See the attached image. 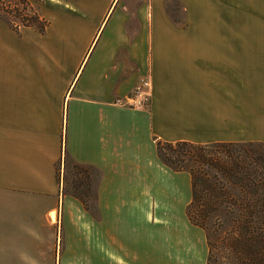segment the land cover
Wrapping results in <instances>:
<instances>
[{
  "label": "crops",
  "instance_id": "crops-1",
  "mask_svg": "<svg viewBox=\"0 0 264 264\" xmlns=\"http://www.w3.org/2000/svg\"><path fill=\"white\" fill-rule=\"evenodd\" d=\"M27 1L43 32L0 17V264H208L158 144L264 143V0Z\"/></svg>",
  "mask_w": 264,
  "mask_h": 264
},
{
  "label": "trees",
  "instance_id": "trees-1",
  "mask_svg": "<svg viewBox=\"0 0 264 264\" xmlns=\"http://www.w3.org/2000/svg\"><path fill=\"white\" fill-rule=\"evenodd\" d=\"M23 3L29 6L27 0H23ZM4 20L14 29L22 26H36L43 32L46 27V22L43 21L44 24H42V20L37 13L26 17L25 21L18 26H13L7 19ZM167 144L172 145L173 143ZM175 144L193 147L194 151L188 153V159H185V156L180 158L177 155L172 160L163 155L159 143L158 156L164 164L174 171H187L190 173L193 185V198L188 207V215L191 222L205 229L204 223L193 219L192 210L196 208L200 210L199 215L202 213L205 219L210 212L218 211L222 204L228 203V201L232 204V196H236L237 200L246 202L245 207L248 211L239 221H234L236 226L230 229L229 244L233 251L232 254L238 260L245 258L253 263L260 264L264 262V155L259 156L257 149H255L256 146H264V143L210 144L217 147L215 150H210L209 145L188 142ZM241 150L244 152H241ZM178 160L179 162L187 163V167L176 165ZM188 163L190 164L189 166ZM228 184L237 185L243 191V196L232 195L228 189ZM199 188H202L204 195L199 194ZM210 260L211 250L208 264H211Z\"/></svg>",
  "mask_w": 264,
  "mask_h": 264
},
{
  "label": "rangeland",
  "instance_id": "rangeland-1",
  "mask_svg": "<svg viewBox=\"0 0 264 264\" xmlns=\"http://www.w3.org/2000/svg\"><path fill=\"white\" fill-rule=\"evenodd\" d=\"M34 13H36L35 10H33L32 7L26 6L25 3H23V0H0V17L9 20L13 26L21 25L25 21L24 19L26 17L33 16ZM41 22L44 24L43 20ZM160 146L163 155L172 160H174L177 155L180 158L185 156V159H188V153L194 151L193 147L178 146L177 144L169 145L167 143H160ZM208 147L210 150H215L217 148L215 145H209ZM255 149H257L259 156L264 155V146H256ZM241 152L244 151L241 150ZM176 165L186 166L187 163H182L178 160ZM189 165L190 164L188 163V166ZM58 168L60 177L63 176L66 178L67 176L69 178L70 185L72 186V190L75 194L79 195L85 201L89 200L91 191H87L85 187L82 188L85 181L80 182V180L83 179V177H85L91 170L86 167L73 164L70 160H66L63 164L59 165ZM228 189L232 195H238L240 197L243 196V191H241L237 185L228 184ZM199 194L204 195L202 188H199ZM231 202L233 203L231 204L230 201H228V203L222 204L218 211L210 212L205 219L203 218L204 215L202 213L199 215L200 210L197 208L192 210L193 219L204 223L211 250V264H234L238 262L243 264H258L253 263L250 260H246L245 258L238 260L235 258V255L232 254L233 251L231 250V246L229 244L230 229L236 226V222L239 221L240 218H243L242 216L247 214L248 210L245 207L246 202H241L239 199L237 200L236 196H232ZM241 213L243 214L241 215ZM234 221L236 222L234 223ZM4 250L9 251V247ZM10 251L11 264H27V262H25L26 258L25 261H22V257L24 255H22L20 249L13 248L10 249ZM32 252L33 251H31L30 256H33ZM30 259H32V257H30L28 261H30ZM260 264H264V262Z\"/></svg>",
  "mask_w": 264,
  "mask_h": 264
},
{
  "label": "built area",
  "instance_id": "built-area-1",
  "mask_svg": "<svg viewBox=\"0 0 264 264\" xmlns=\"http://www.w3.org/2000/svg\"><path fill=\"white\" fill-rule=\"evenodd\" d=\"M151 91V81L149 79H144L141 84L134 89L126 102L132 107H141L150 101Z\"/></svg>",
  "mask_w": 264,
  "mask_h": 264
}]
</instances>
